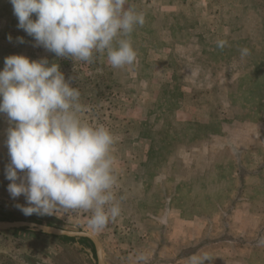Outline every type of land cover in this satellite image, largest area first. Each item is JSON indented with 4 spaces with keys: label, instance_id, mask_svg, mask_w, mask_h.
Masks as SVG:
<instances>
[{
    "label": "rangeland",
    "instance_id": "374dc122",
    "mask_svg": "<svg viewBox=\"0 0 264 264\" xmlns=\"http://www.w3.org/2000/svg\"><path fill=\"white\" fill-rule=\"evenodd\" d=\"M129 7L145 18L129 37L136 60L113 68L106 52L86 62L37 46L10 0H0V70L10 55L59 64L80 92L81 118L114 136L121 209L101 231L89 227V210L24 215V195L8 192L10 123L0 113V214L88 231L105 264H189L205 253L206 264H264V110L241 112L256 89L239 85L256 63L264 68V0H127ZM220 42L230 50L221 57L212 49ZM167 118L168 143L152 142L149 131L162 136ZM37 233L0 230V264H96L88 243ZM140 253L146 259L138 262Z\"/></svg>",
    "mask_w": 264,
    "mask_h": 264
},
{
    "label": "clouds",
    "instance_id": "9594fccd",
    "mask_svg": "<svg viewBox=\"0 0 264 264\" xmlns=\"http://www.w3.org/2000/svg\"><path fill=\"white\" fill-rule=\"evenodd\" d=\"M10 3L18 27L57 57L88 62L94 52H106L113 68L136 60L129 37L145 18L143 13L125 8L127 0ZM247 54V48L241 50L242 56ZM79 99V90L65 79L58 63L49 66L47 58L31 60L25 55L5 58L0 70V113L10 123L8 192L13 198L24 195L27 206L17 207L26 216L53 215L59 208L84 209L92 213L89 227L101 231L121 210L114 193V136L104 125L81 118ZM145 259L144 253L137 256L138 262ZM206 262H210L207 253L189 257V264Z\"/></svg>",
    "mask_w": 264,
    "mask_h": 264
},
{
    "label": "trees",
    "instance_id": "16d2710c",
    "mask_svg": "<svg viewBox=\"0 0 264 264\" xmlns=\"http://www.w3.org/2000/svg\"><path fill=\"white\" fill-rule=\"evenodd\" d=\"M194 20V19H193ZM194 24H195V20H194ZM227 43H230V42H227ZM223 46H224V44H223ZM218 47V46H217ZM217 47H212V49L214 50V54L215 55H218V56H224V54L222 53V50L224 49L225 50V54L226 53H229L230 52V50H228L227 48L225 49L224 47H221V46H219L220 48H217ZM211 48V47H210ZM214 48H216V50L214 49ZM220 50V51H219ZM204 52V51H203ZM219 53H221V54H219ZM213 54V51H212V53H211V55ZM213 54V55H214ZM212 55V56H213ZM262 58V57H261ZM256 59H260V58H257L256 57ZM255 59V60H256ZM259 65V67H261L262 69H261V71H260V69H258L257 68V63H256V67L255 68H253L252 70H251V76L249 77V78H247L246 80H244V81H242L241 80V82H240V84L239 85H241V84H247V85H249V87L250 88H254V89H256V93L253 95V97L250 99V100H248L246 103H245V105L242 107V109H241V112H246V111H255V110H257V111H261V110H264V72H263V70H264V68H263V65H262V63H259L258 64ZM254 76V77H253ZM172 96L169 94V96H166L165 98H166V100L168 101V99H170ZM166 111V108H163V112H165ZM167 117H168V115H167ZM171 117H172V114H171ZM165 122L166 123H163V125H162V127L160 128V130L161 131H163V135L162 136H159L158 135V133H157V130H155V131H149V135H150V137L152 138V142L154 141V140H158V144L159 145H162V144H167L168 142L167 141H165V139H163V137H164V131L165 130H167V128L166 127H168L169 126V124H170V121H169V119L167 118V120H165ZM191 125V123L190 122H184L183 123V126H186V127H188V126H190ZM196 125V124H195ZM166 128V129H165ZM151 142V141H150ZM155 151H156V147H155ZM159 153L156 151V159L154 158L155 157V153H153L152 154V159H153V161H151V165H153V167H155L156 166V162H157V159H158V157H159ZM150 165V166H151ZM152 172V171H151ZM150 172V174H149V176H148V180L149 179H152L151 178V175L152 174H155V172H152L151 173ZM149 183H150V180L148 181ZM209 200V199H208ZM11 218V216H9V215H1L0 214V220H11L10 219ZM17 230H21V231H25V229H17ZM12 231H16V229H14V230H12ZM40 233V232H39ZM39 233H37V234H39ZM41 235H43L42 233H40ZM60 239H62V240H65V241H74L75 239L74 238H68V237H59ZM78 241L81 243V244H86V243H88L91 247L93 246L92 245V243L89 241V240H87V239H83V238H81V239H78Z\"/></svg>",
    "mask_w": 264,
    "mask_h": 264
},
{
    "label": "water",
    "instance_id": "95a60500",
    "mask_svg": "<svg viewBox=\"0 0 264 264\" xmlns=\"http://www.w3.org/2000/svg\"><path fill=\"white\" fill-rule=\"evenodd\" d=\"M25 229L31 232H40L42 234L51 235L54 237H68L74 239H87L93 247L96 256V264H105L103 257V248L99 240L90 232L84 230L65 229L41 221L30 220H0V230Z\"/></svg>",
    "mask_w": 264,
    "mask_h": 264
},
{
    "label": "crops",
    "instance_id": "0c3cea01",
    "mask_svg": "<svg viewBox=\"0 0 264 264\" xmlns=\"http://www.w3.org/2000/svg\"><path fill=\"white\" fill-rule=\"evenodd\" d=\"M89 111V109H87ZM101 242V241H100Z\"/></svg>",
    "mask_w": 264,
    "mask_h": 264
}]
</instances>
